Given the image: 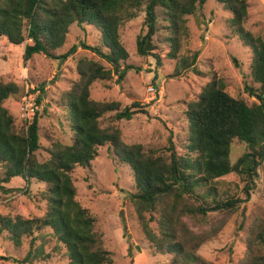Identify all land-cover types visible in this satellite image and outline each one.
Segmentation results:
<instances>
[{
  "label": "trees",
  "instance_id": "1",
  "mask_svg": "<svg viewBox=\"0 0 264 264\" xmlns=\"http://www.w3.org/2000/svg\"><path fill=\"white\" fill-rule=\"evenodd\" d=\"M208 1L0 0V38L13 46L25 44L24 66L36 55L60 63L75 55L77 45L59 54L73 25L99 32L100 43L80 45L109 65L81 59L77 65V80L59 98L57 104L66 112L72 133L69 144L50 139L46 146L42 145L38 110L28 120H19L8 105L11 100L34 96L35 108L41 106L45 84L33 90L28 85L23 90L16 82L0 80V165L3 171L0 192H7L3 184L14 178H21L27 184L25 193L28 195L33 182L44 185L39 194L46 205L42 216L32 219L0 216V235L4 234L17 248L23 246L25 239L29 240L30 251L19 264L35 260L48 262L52 255L44 248L49 238L56 241L55 249L65 257L66 264L114 263V255L106 248L103 235L95 229L96 218L77 200L78 191L72 177L78 167L90 169L103 147L109 148L115 162L133 171L137 191L131 194L130 200L143 233L155 250L162 255H172L176 260L187 257L185 260L191 263L210 264L198 254L204 238L193 234L186 219L237 213L251 198L264 165V39L245 28L247 0L218 2L231 14V31L252 52L251 82H245L244 93L254 102L249 104L232 97L226 91L225 82L213 75L197 98L188 103L185 113L187 153L178 154L172 142L160 148L127 144L116 122L148 114L147 106L138 101L124 106L119 101H97L92 97L95 83L120 84L134 69L127 63L130 55L121 42L120 29L142 13H145L147 32L137 39L139 55L152 56L162 66L160 56L155 53L159 47L154 41L164 29L168 57L178 61L171 78H179L187 71L198 74L196 64L201 51L185 57L179 54L183 38L188 35V17L195 15ZM45 136L50 137L46 133ZM234 140L245 144L247 149L233 163ZM231 174L245 183L246 200L219 193V180ZM156 211L158 227L153 229L146 214ZM9 259L0 256V260ZM240 264H264L263 221H255L250 226L246 253Z\"/></svg>",
  "mask_w": 264,
  "mask_h": 264
},
{
  "label": "rangeland",
  "instance_id": "2",
  "mask_svg": "<svg viewBox=\"0 0 264 264\" xmlns=\"http://www.w3.org/2000/svg\"><path fill=\"white\" fill-rule=\"evenodd\" d=\"M247 2L249 9L245 28L264 39V0ZM230 18V12L218 0H209L195 15L188 17V35L183 38L179 56L185 57L200 50L201 55L196 64L199 73L187 71L179 78H171L178 61L168 57L167 31L160 30L154 41L159 47L155 53L161 58L160 67L154 57L140 56L137 50L138 37L147 32L145 13L121 27V42L130 55L127 63L134 66V69L128 72L120 84L114 81L95 83L92 97L97 101H119L124 106L134 101L147 106L148 114L137 115L131 121L116 122L127 144L160 148L168 147L172 142L178 154L187 153V106L197 98L213 75L225 82L226 91L232 97L243 99L249 104L254 102L244 93L245 82H251L252 52L231 31ZM81 43L92 46L100 43L99 32L73 25L67 43L59 54L77 45L75 55L64 63L36 55L24 66L22 56L25 44L13 46L5 38H0V80L16 82L23 90L28 85L33 90L45 84L43 102L37 107L41 143L44 146L50 139L70 143L72 133L66 121V112L57 102L62 93L71 87V83L77 80V65L81 59L100 61L92 51L83 49ZM100 62L109 67L106 62ZM150 88L154 92H150ZM22 103L23 98L8 103L19 120L23 114ZM45 133L50 137H46ZM246 149L245 144L234 140L231 161L236 162ZM110 152L108 147L101 148L100 156L92 162V167H78L72 177L78 191L77 200L96 218L95 229L103 235L106 248L113 253V264H195L189 262V259L185 260L187 257L176 260L172 255H162L155 250L152 242L144 235L130 200L131 194L137 191L133 171L129 166L115 162ZM2 177L0 165V179ZM3 186L8 191L0 192V216L32 219L44 214L46 205L39 196L44 185L33 182L29 195L25 193L27 184L21 178H14ZM218 187L221 195L226 193L246 200L243 192L245 183L236 174L223 177ZM158 217V211L146 214L153 229L158 227ZM258 220L264 222V165L251 198L237 213H214L206 219H186V222L196 237L204 238L198 254L206 262L240 264L246 253L249 228ZM56 245V241L49 238L44 249L52 255L50 260H35L30 264H66L67 260L62 253L56 251ZM29 251V240L25 239L23 246L17 248L4 234L0 235V256L10 258L0 260V264H19Z\"/></svg>",
  "mask_w": 264,
  "mask_h": 264
},
{
  "label": "built area",
  "instance_id": "3",
  "mask_svg": "<svg viewBox=\"0 0 264 264\" xmlns=\"http://www.w3.org/2000/svg\"><path fill=\"white\" fill-rule=\"evenodd\" d=\"M150 92H154V89L150 88ZM33 100H34L33 98H29V97L23 98V103L21 104V108L23 110V114L21 113L22 119L28 120L36 112L37 108H35Z\"/></svg>",
  "mask_w": 264,
  "mask_h": 264
}]
</instances>
